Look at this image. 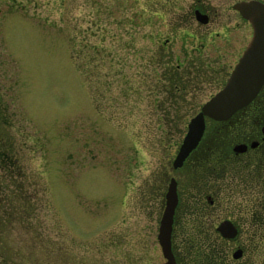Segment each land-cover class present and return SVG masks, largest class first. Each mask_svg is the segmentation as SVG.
<instances>
[{
    "label": "rangeland",
    "instance_id": "1",
    "mask_svg": "<svg viewBox=\"0 0 264 264\" xmlns=\"http://www.w3.org/2000/svg\"><path fill=\"white\" fill-rule=\"evenodd\" d=\"M188 3L0 0V145L14 164L0 169V264L164 259L163 170L172 174L187 121L225 80L187 81L183 61L228 58L221 71H230L240 41L223 29L210 45L185 19ZM257 230L247 252L264 264Z\"/></svg>",
    "mask_w": 264,
    "mask_h": 264
},
{
    "label": "flooded vegetation",
    "instance_id": "2",
    "mask_svg": "<svg viewBox=\"0 0 264 264\" xmlns=\"http://www.w3.org/2000/svg\"><path fill=\"white\" fill-rule=\"evenodd\" d=\"M240 1L244 0H231L229 4L228 0H189L185 11V19L203 28L199 36L207 35L210 45H214L211 38L223 29L229 32V37L232 34L240 37L234 49L235 58L231 60L233 64L251 35L249 21L234 7ZM221 10L226 15L221 16ZM226 60L207 65L205 59H187L183 61L182 71L190 82L206 77L226 80L230 71H221ZM209 69L214 70L204 77L199 75ZM200 89L199 92L205 90V86ZM175 92L171 86L166 96L173 98ZM190 97L195 94L191 92ZM175 106L178 104L174 103ZM170 166L172 174L167 175V169L163 170V181L167 178L168 181L162 192V207L168 182L172 181L175 204L170 245L175 261L178 264H252L247 252L249 248L253 250L249 238L264 227V84L255 97L228 118H205L199 142L180 164L170 163ZM161 185L156 188L158 192ZM221 185L227 188L220 189ZM221 190L224 197L218 196Z\"/></svg>",
    "mask_w": 264,
    "mask_h": 264
},
{
    "label": "water",
    "instance_id": "3",
    "mask_svg": "<svg viewBox=\"0 0 264 264\" xmlns=\"http://www.w3.org/2000/svg\"><path fill=\"white\" fill-rule=\"evenodd\" d=\"M235 6L252 27L251 37L233 65L226 81L190 117L186 132L176 151L173 164H179L197 144L203 131L204 117L226 119L246 105L264 84V3L248 0ZM175 204L174 184L168 185L166 202L158 220L156 238L165 258L158 264H177L170 247L172 212Z\"/></svg>",
    "mask_w": 264,
    "mask_h": 264
},
{
    "label": "trees",
    "instance_id": "4",
    "mask_svg": "<svg viewBox=\"0 0 264 264\" xmlns=\"http://www.w3.org/2000/svg\"><path fill=\"white\" fill-rule=\"evenodd\" d=\"M8 153H7V151L4 149V148H1V145H0V169H1V171L2 172H8L9 171V169L11 168V165H14L13 163H12V161L11 160H9L8 159ZM10 171H11V169H10ZM8 182V181H7ZM26 190V189H25ZM24 194H26V195H23V197H22V203H23V206H21V208H22V210H23V214H26V213H28L29 211H34V209L32 210V209H30V208H28V205L30 204V203H28V201H27V199H28V197H29V193L28 192H24ZM11 213L13 214L14 213V208L12 207V211H11ZM36 217L38 218V211L37 210H35V213H34V215H33V217L32 218H35V220H36ZM38 221V220H37ZM9 225V224H8ZM3 228H2V226L0 225V234H2V232H3V230H2ZM0 246L2 247V248H0V258L1 259H3L2 258V256L6 253L5 252V245H3L2 243H0ZM3 252V253H2ZM3 262H4V260H3Z\"/></svg>",
    "mask_w": 264,
    "mask_h": 264
}]
</instances>
